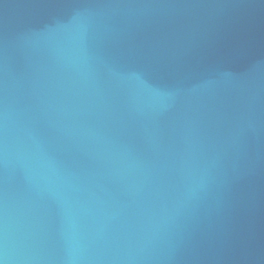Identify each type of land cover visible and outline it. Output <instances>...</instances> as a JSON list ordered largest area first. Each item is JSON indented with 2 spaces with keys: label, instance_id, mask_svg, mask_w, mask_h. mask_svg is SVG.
Wrapping results in <instances>:
<instances>
[{
  "label": "water",
  "instance_id": "1",
  "mask_svg": "<svg viewBox=\"0 0 264 264\" xmlns=\"http://www.w3.org/2000/svg\"><path fill=\"white\" fill-rule=\"evenodd\" d=\"M0 264H264V0H0Z\"/></svg>",
  "mask_w": 264,
  "mask_h": 264
}]
</instances>
